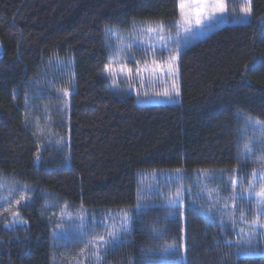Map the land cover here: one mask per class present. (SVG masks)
<instances>
[{"label":"trees","instance_id":"16d2710c","mask_svg":"<svg viewBox=\"0 0 264 264\" xmlns=\"http://www.w3.org/2000/svg\"><path fill=\"white\" fill-rule=\"evenodd\" d=\"M178 15L179 0H0V179L18 185L0 203V264H71L64 205L130 208L101 264H264L207 198L216 177L196 176L241 172L243 116L264 122V0L181 50L179 102L120 96L105 75L111 31ZM154 169L183 170L184 207H138L139 172Z\"/></svg>","mask_w":264,"mask_h":264},{"label":"rangeland","instance_id":"374dc122","mask_svg":"<svg viewBox=\"0 0 264 264\" xmlns=\"http://www.w3.org/2000/svg\"><path fill=\"white\" fill-rule=\"evenodd\" d=\"M225 12L223 14L212 11L206 13V18L200 24L195 23V7L192 8V23L185 24L180 15L172 22L150 21L141 22L126 32L111 31L108 35L109 63L105 75L110 81L111 88L120 96L134 95L136 101L140 103H169L179 102V96L173 92V85L179 87L178 80V55L181 50L198 38L213 31L218 26L226 22H245L250 18L241 11L248 7L247 0H223ZM188 3V0H185ZM194 3L213 4L215 0H194ZM155 31L148 32V28ZM162 27V30H161ZM186 28L190 29L186 31ZM163 38V39H161ZM151 45V47H148ZM170 57H175L173 62ZM172 66L176 74L169 75L167 69ZM137 69H140L137 72ZM164 69V71H161ZM165 91L172 92L170 99L162 95ZM68 94V93H67ZM66 94V95H67ZM264 122L243 116L241 159L243 168L228 177L225 174L208 175L205 171L196 176L201 182L204 179H217V186H204L208 199L213 197L219 202V216L230 220L236 234L234 242L237 246H242L245 253H264V231L253 236L249 241V233L264 229V214L257 208L256 192L264 187V181L260 179L259 169L264 163V152L261 151V144H264L260 125ZM245 145H250L252 151L245 152ZM253 170H256L257 179L253 180ZM182 169H154L139 172V199L138 206L145 205L151 201L169 205L173 201V206L184 207V192L187 186L181 183L183 180ZM225 183L220 184L219 181ZM235 181V183H233ZM211 182V181H210ZM251 185V187H250ZM223 186L227 190V197L222 196ZM18 185L2 182L0 179V203H4L12 195L17 193ZM219 188V189H218ZM201 190V189H199ZM202 191V190H201ZM179 193V196H177ZM127 214V229L131 220L130 208L117 210H105L100 213L92 212L81 206L69 208L67 205L61 206L56 215L55 236L59 244L65 246V254L71 264H101L102 252L104 248L112 243L109 233H115V241L120 239L126 231L121 227L124 221V214ZM243 214L244 219H241ZM259 217L260 224L257 228L251 226V222ZM243 229V232H241ZM184 234V230H183ZM99 236H104L107 244L98 241Z\"/></svg>","mask_w":264,"mask_h":264},{"label":"snow or ice","instance_id":"6c2138e0","mask_svg":"<svg viewBox=\"0 0 264 264\" xmlns=\"http://www.w3.org/2000/svg\"><path fill=\"white\" fill-rule=\"evenodd\" d=\"M247 2H248V7L241 9V11L244 13L245 16H249L251 14V0H247ZM193 7H195V9H196V11H195V16H196L195 23L196 24H200L202 19L206 18L205 14L209 12V9H211L212 11H215V12H219L221 14H223L225 12V4H224L223 0H215V3H213L211 5L194 3V0H188V3L186 4L185 0H179L180 15L183 18L185 24H191L192 23L191 15L186 14V8L188 9V13H191ZM161 30H162V27H161ZM188 30H190V29L186 28V31H188ZM147 31L153 32V31H155V29L150 27L147 29ZM161 39H163V38H161ZM148 47H151V45H148ZM170 59L174 62L176 58L170 57ZM106 71L111 72V69L110 68L106 69ZM139 71H140V69H137V72H139ZM161 71H164V69H161ZM167 72L169 75L176 74V70L171 65L168 67ZM173 92L175 93L176 96H179L180 90H179V87L176 86L175 84L173 85ZM162 95H164L170 99L173 97V93L168 92V91H165ZM256 125H260V122L257 121ZM260 127H261L262 135H264V125H260ZM250 151H252L251 146L245 145V152H250ZM261 151L264 152V144H261ZM259 172H260V179L262 181H264V163L261 164ZM256 179H257L256 170H253V180L255 181ZM233 183H235V181H233ZM250 187H251V185H250ZM177 196H179V193H177ZM255 196L257 197L258 211L261 214H264V187L261 188V191L256 192ZM0 199H2V198H0ZM21 199L25 200V202H27L28 198L21 197ZM17 203H19V201H17ZM173 205H174V202L169 201V207H172ZM127 219H128V217H127V214L125 213L124 214L125 223L121 225V227L125 231L127 230ZM241 219H244L243 214L241 216ZM259 224H260L259 217H257V219H254L251 222V226L253 228H257V226ZM259 231H264V229H258L257 231L250 232L249 233V241L251 240V238L253 236L258 235ZM241 232H243V229H241ZM109 238L112 240L113 243H115V233L114 232L109 233ZM97 239L100 243H104V244L108 243V241L105 240L104 236H99ZM175 249H176L175 245H169L163 249V252L165 254H171V255L175 256V255H177V252Z\"/></svg>","mask_w":264,"mask_h":264}]
</instances>
